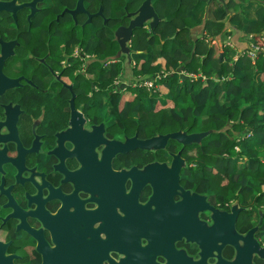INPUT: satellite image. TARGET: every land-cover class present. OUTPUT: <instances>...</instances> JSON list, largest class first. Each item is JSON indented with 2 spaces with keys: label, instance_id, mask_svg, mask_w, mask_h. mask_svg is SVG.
<instances>
[{
  "label": "flooded vegetation",
  "instance_id": "af4514ba",
  "mask_svg": "<svg viewBox=\"0 0 264 264\" xmlns=\"http://www.w3.org/2000/svg\"><path fill=\"white\" fill-rule=\"evenodd\" d=\"M166 1L151 0L155 15ZM184 3L191 23L195 2ZM102 10L101 0H0V264H264L256 202L205 179L217 170L197 164L202 148L162 138L172 131L142 132L137 111L117 116L125 104L109 95L143 60L82 51L76 38ZM148 14L131 20L151 29ZM209 37L195 39L217 44L222 58ZM97 62L120 63L111 85ZM163 71L128 87L174 70ZM154 137L157 145H140Z\"/></svg>",
  "mask_w": 264,
  "mask_h": 264
},
{
  "label": "trees",
  "instance_id": "16d2710c",
  "mask_svg": "<svg viewBox=\"0 0 264 264\" xmlns=\"http://www.w3.org/2000/svg\"><path fill=\"white\" fill-rule=\"evenodd\" d=\"M141 1L101 0L102 14L90 22L93 30L81 39L76 38L83 52L113 58L121 49V38H117L115 32L119 29L116 28V20H124L123 28L131 26L130 38L126 43L130 53L145 56L139 67L133 69V75L147 76L161 70H174L164 78L157 76V81L162 82L159 91L129 87L127 91L132 93V99H127V96L123 99L125 105L117 111V116L123 118L129 112H139L142 118L141 131L149 134L181 128L197 132L210 131L200 143L193 144L204 150L197 164L217 170L215 175L206 170L205 179L218 182L222 192L230 195L240 191L249 196L257 189L259 195L255 202L257 207H261V204L264 205V0H259L262 6L255 12L257 18L252 24L236 25L243 34L251 35L247 46L251 43L259 50L258 55L245 51L235 62L230 58L235 52L231 45H222L224 52L219 59L220 47L217 44L210 47L203 38L194 39L190 34L188 37V32L183 29L187 16L184 12H177V8L169 7L172 0L158 4L157 22L151 29H145L139 23L132 26L131 18ZM247 1L229 0L227 4H217L215 21L206 22L209 38L223 31V19L228 8L236 10ZM167 13H171L173 19H164ZM103 18L107 21L102 23ZM236 18L237 14H234L231 20ZM119 56L127 55L121 52ZM158 58L163 60L162 64L156 61ZM154 61L156 63L152 64ZM92 66L93 70L99 71L102 86L111 85L120 71L119 62L111 63L107 68H102L100 62ZM176 66L181 67L179 71H182L178 72ZM184 72H189L194 78L190 80L187 76L179 83L178 78ZM166 84L170 94L163 97L170 112L163 110V105L157 101V95L165 92ZM118 98V94L109 95L111 102H116ZM93 99L98 100L95 96ZM177 107H180L178 111ZM244 129H248L251 136H239L237 139L234 131ZM254 144L263 147V161L258 158ZM237 148L240 150L237 151ZM245 155H249V160L240 172H236L235 157Z\"/></svg>",
  "mask_w": 264,
  "mask_h": 264
},
{
  "label": "rangeland",
  "instance_id": "374dc122",
  "mask_svg": "<svg viewBox=\"0 0 264 264\" xmlns=\"http://www.w3.org/2000/svg\"><path fill=\"white\" fill-rule=\"evenodd\" d=\"M255 3H256V5H258L259 4V2L258 1H255ZM256 5H255V7H256ZM261 6H262V4H261ZM260 7V6H259ZM248 10V6H247V3L246 4H242L241 5V7L240 8H238V9H236L235 11H233V10H229L228 11V15H227V17L225 18V19H223L224 20V28H223V31L221 32L222 34H218L219 36L221 35V40H223V41H227V43L228 44H230V43H237L236 42V40H237V37H240V35L242 34L241 32H240V30H236V29H234V28H237V24H239V23H242V24H252L254 21H252V19H251V12L252 11H254L255 10V8H254V10H252V8H249V10ZM233 14H237V18L236 19H233V20H229L228 19V17L230 16V15H233ZM256 15V14H255ZM129 16V15H128ZM135 16H137V17H142V20H144V21H149V17L147 16V15H143V16H141V12L140 11H138V12H136L135 13ZM204 18H206V14H204ZM255 18H253V20H254ZM229 20V21H228ZM207 21V20H206ZM205 21V22H206ZM192 22H195V21H191V23ZM187 27V26H186ZM187 32H188V28L187 29H185ZM233 30V31H232ZM116 32H117V30H116ZM235 32V34L234 35H232L233 33ZM79 34L80 35H82V30H80L79 31ZM117 35H119V34H117ZM219 36H217V37H219ZM247 37V36H246ZM251 38V36H248V39H250ZM58 41H56V43H57ZM248 46L251 48L250 50H252V48H253V46H252V44L251 43H248ZM232 56H236V54H235V52L233 53V55ZM124 58H126V62L127 63H129L131 60L130 59H132L131 58V56H123ZM117 57L116 56H114L113 58H111V59H116ZM156 61H159V62H161V63H159V64H162L163 63V60L161 59V58H158ZM156 61H154V62H156ZM134 67H135V65L134 66H132V64L130 63V65H128L125 69H124V71H123V73H124V76H122V78L124 79V86L121 88L122 90H115V92L114 93H112V94H118V96H119V98L117 99V102H123V99L127 96V99H129V100H131L132 99V93L131 92H128L127 91V89L129 88L128 87V84H133V83H135L136 81H137V76H134L133 75V69H134ZM163 72H168V70H164ZM148 77L149 76H154V75H152V74H150V75H147ZM182 76V77H181ZM178 79L181 81V80H184V78L185 77H190L191 76V74H187V73H185V76H183V75H181ZM257 76H258V79H260V77H259V73L257 74ZM157 77V76H156ZM141 79L143 78V75H142V77H140ZM155 79L154 78H147V79H145L143 82H150V83H153L154 85L152 86V87H145L146 89H148V90H150L151 92H154L153 90H155V91H159V89H160V87H161V85H162V82L161 81H154ZM190 80H192V79H190ZM204 82L206 81V80H203ZM166 86H167V88L165 89V92L164 93H161V94H159V95H157V101H158V103L159 104H162L163 105V110H165L166 112H170L169 110V106H165V100H164V97L163 96H166V94L168 95V94H170L168 91V85L166 84ZM177 101H180V99L179 100H177ZM241 104H242V102H241ZM161 106V105H160ZM179 106V105H178ZM179 108L180 107H177L176 108V110L178 111L179 110ZM232 129V128H231ZM232 131H234V130H232ZM182 132H184V130H182ZM235 133H234V136L238 139V137L239 136H242V137H249V136H251L250 135V133H249V130L248 129H244L243 131H237V130H235L234 131ZM195 133V132H194ZM187 134H191L190 132H187ZM210 138H212V137H210ZM192 146H195V145H193L192 144ZM254 146V150H256L257 151V154H258V158L261 160V161H263V147L261 148V147H259L257 144H254L253 145ZM237 151H239L240 149L239 148H237L236 149ZM241 151H242V149H241ZM189 153L190 154H193V153H195V149L193 148V149H190L189 150ZM245 154V153H244ZM249 160V155H245V156H242V157H235V161H236V169H235V171L236 172H240L241 171V169L243 168V166L247 163V161ZM253 184H255V185H257V183H253ZM259 190H255L254 191V193L253 194H250L249 196H247L245 193V196H246V198H248V199H253L252 200V202H254L255 201V198L259 195L257 192H258ZM240 196V195H239ZM255 203V202H254ZM262 205V204H261ZM260 209H261V211L262 210H264V205L263 206H261V207H259ZM253 214H254V216H256L257 215V212L255 211L254 212V210H253Z\"/></svg>",
  "mask_w": 264,
  "mask_h": 264
},
{
  "label": "crops",
  "instance_id": "0c3cea01",
  "mask_svg": "<svg viewBox=\"0 0 264 264\" xmlns=\"http://www.w3.org/2000/svg\"><path fill=\"white\" fill-rule=\"evenodd\" d=\"M191 1L195 2V7L190 11V13L194 15L196 20H195V22H192V23L186 22L185 26L190 27L188 29V34H190V36L195 39V37H199L200 38V37H202L203 34L207 33L205 20L208 19V21H209V20L212 19V10H213L214 6H216L217 4H227L229 2V0H198V1L191 0ZM255 1H258L259 4L256 5ZM246 3H247V6H248V10H249V8H252V10H254V8H255V10L251 12V19H252V21H255L256 18H257L256 15H255V12L257 11L258 8L261 7L262 3L259 0H248ZM246 3H244V4H246ZM184 5H185L184 0H181V2L177 5V12H180V10L184 7ZM255 5H256V7H255ZM142 10H147L148 13H149L148 15L150 17H153L155 20H157V17H156V15L154 13V9H153L151 0H149V2H147L143 6ZM229 10L230 11L231 10L235 11L234 9L228 8L227 9V15H228V11ZM204 14H206V18L207 19L204 18ZM227 15H226V17H227ZM166 18L171 20V19H173V15L169 14V15L166 16ZM253 18H255V19L253 20ZM200 20H203L204 22L201 23ZM185 21H188V19L185 20ZM234 34H235V32L232 35H234ZM216 35L218 36V34H215V38L218 41H221V46L224 45V44H228L227 41L221 40V38H220L221 35H220V37H217ZM248 36L249 35H246V34L242 33L240 35V37H237V40H236L237 43H230L229 44V45H231L234 48L236 56L237 55L241 56L243 54V52L246 50V47H248L247 46V42L249 41ZM205 37H206V35H205ZM134 55L135 54H132V53L129 54V56H131L132 59L136 58V59H140V60H143V61L145 60V56L144 55H142V56H134ZM132 59H130V60L132 61ZM178 67L179 66H176V68H178Z\"/></svg>",
  "mask_w": 264,
  "mask_h": 264
},
{
  "label": "water",
  "instance_id": "95a60500",
  "mask_svg": "<svg viewBox=\"0 0 264 264\" xmlns=\"http://www.w3.org/2000/svg\"><path fill=\"white\" fill-rule=\"evenodd\" d=\"M143 8V7H142ZM147 13V11H141V14H145ZM232 15L229 16V20H231ZM137 19V18H136ZM228 20V21H229ZM131 25L134 26L135 25V20L131 21ZM131 29V26L127 29L123 28V27H119V29L116 32V35L119 34L121 37L120 40V46L121 49L118 52L117 56L120 55L121 52H124L127 56H129L130 50L127 46V42L129 37V31ZM236 30H238L237 28H234ZM221 56V55H220ZM219 59H221V57H219ZM209 133H211L210 131H206V132H195V133H191V134H187L186 131L182 132V130H177V131H172L164 136H162L163 139L167 138V139H174L180 143H182L184 146L187 145H192L194 143H200V141L207 136ZM159 143V138L158 137H154L151 138L149 140H147L146 142H142L140 143V145L142 147H147L148 145L152 144V145H157Z\"/></svg>",
  "mask_w": 264,
  "mask_h": 264
},
{
  "label": "clouds",
  "instance_id": "9594fccd",
  "mask_svg": "<svg viewBox=\"0 0 264 264\" xmlns=\"http://www.w3.org/2000/svg\"><path fill=\"white\" fill-rule=\"evenodd\" d=\"M243 4H244V3H243ZM249 36H251V35H249ZM248 48H249V49H246L245 51H246V53H248V51H249V54H250V51H251L250 49H251V48H250L249 46H248ZM253 48H254V47H253ZM253 48H252V49H253ZM254 49H255V56H257V55H258V52H259V50H258V49H256V48H254ZM245 51H244V52H245ZM237 58H239V55H237V56H233V62H235V61L237 60ZM187 74H190V73H189V72H187ZM182 75H184V76H185V72H184ZM185 78H186V77H185ZM190 78H191V79H193V78H194V76H193V75H191V76H190ZM156 81H157V79L155 80V82H156ZM178 82H179V83H181V82H182V80L180 81V80L178 79Z\"/></svg>",
  "mask_w": 264,
  "mask_h": 264
},
{
  "label": "built area",
  "instance_id": "2783aa9c",
  "mask_svg": "<svg viewBox=\"0 0 264 264\" xmlns=\"http://www.w3.org/2000/svg\"><path fill=\"white\" fill-rule=\"evenodd\" d=\"M250 54L251 55H255V49L253 48L251 51H250ZM155 81V80H154ZM143 84L147 87H152L154 84L153 83H150V82H143Z\"/></svg>",
  "mask_w": 264,
  "mask_h": 264
}]
</instances>
